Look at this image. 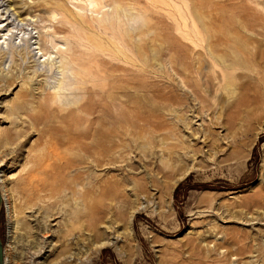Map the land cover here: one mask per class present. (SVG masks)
<instances>
[{
    "label": "rangeland",
    "instance_id": "rangeland-1",
    "mask_svg": "<svg viewBox=\"0 0 264 264\" xmlns=\"http://www.w3.org/2000/svg\"><path fill=\"white\" fill-rule=\"evenodd\" d=\"M92 1L3 0L0 7V20L12 17L3 20L12 34L0 45V76H15L10 86L0 81V142L9 138L0 143L4 257L12 264H264V0ZM45 29L57 46L48 58L36 48L32 57L28 32L33 40ZM22 73L32 77V95H22ZM48 91L67 96L64 127L111 120L103 107L111 108L112 163L95 166L90 139L65 147L53 137L60 119L53 112L42 119L36 106ZM36 115L41 120L31 124ZM43 126L50 130L39 138ZM65 152L77 161L61 173L47 170ZM37 168L44 184L48 175L55 180L30 197L24 178ZM77 171L83 176L73 179ZM76 217L79 226L66 233Z\"/></svg>",
    "mask_w": 264,
    "mask_h": 264
},
{
    "label": "bare ground",
    "instance_id": "bare-ground-1",
    "mask_svg": "<svg viewBox=\"0 0 264 264\" xmlns=\"http://www.w3.org/2000/svg\"><path fill=\"white\" fill-rule=\"evenodd\" d=\"M90 4H93L92 0H89ZM3 5V0H0V7ZM5 9V8H4ZM7 9V8H6ZM3 12V11H2ZM1 12V13H2ZM6 13L4 12V14L0 15L1 17H3ZM13 14V12H12ZM10 17V19H12L11 16H5V18L3 20H6ZM3 20H0V31H2V33L0 34V37L2 39H0V45L3 46V42H5V39L8 34V32L11 30V26L12 25H8V22L4 23ZM10 21V20H9ZM6 26V28H4ZM29 33H31L30 31L28 32L27 37H29L30 39L28 40L29 47L32 46L33 43L36 44L35 47L32 48L31 52V56L35 57L37 55V52H39L40 56H46V58H48L51 55V51L50 48H55L57 46V44L55 43V40L53 39V35L47 30H42L40 32V37L39 38H34L33 40H31V35H29ZM12 34V31H10L9 35ZM8 38V36H7ZM37 49L38 51L35 52L34 49ZM39 56V57H40ZM3 59V58H1ZM60 62L62 63V66L64 67V65H66V62H64L62 60V58L60 59ZM12 74V73H11ZM11 77H15L14 75H11ZM7 78L6 76H0V81H4V85L6 86H10L11 84H13L15 78ZM19 77V76H17ZM22 79V83L21 85H26V90H24V93L22 92L23 96H29L32 95V91H30V83L32 80V77L26 73H22L21 76ZM20 85V87H21ZM105 84H98L97 87L99 89H101ZM42 88V86H41ZM43 97V104H41V102L39 101L36 106L40 108V110H42V112L45 114L44 117H42V119L45 120L46 115H49L50 112L55 113L54 117L56 119H60L59 123L62 124L63 122L67 123V117L65 115H62L60 112L64 109L63 105L65 103V105L67 104L66 102H63V99H67V96L62 97V95L59 94V92L57 93L56 91L53 92H46L45 94L42 95ZM63 98V99H62ZM75 99H72L71 102L73 103H77L79 102V99H77V97H74ZM82 98V96H81ZM80 98V99H81ZM49 99H51V102H49ZM25 100V99H24ZM57 100L61 101V103H59ZM28 101V100H27ZM26 102H22L19 105H17V107L19 108H23L24 106H26ZM58 103V104H57ZM60 104V105H59ZM67 106V105H66ZM86 109V107H84ZM73 112L80 111L81 107L78 106L76 108L73 109ZM103 110L105 111V115L107 117H111V120H104L103 123L101 122V124H97L95 122V119L93 121L92 124H84L81 126H75V125H67L64 127V125L62 124L61 127H58L57 132L53 133V137L56 140H61L62 146L65 147H69V146H74L76 144H79L83 141V139H90V145L92 147V154H88V156L92 157V161L95 163V166H100L102 164H106V163H112V154H109V150L111 149V147L113 145H115V136L117 135V128H115L114 125V115L112 113V110L110 107L106 106L103 107ZM34 115V114H33ZM79 118L78 114L76 116V118L74 120H77ZM38 119V120H37ZM41 117H38V115H36L35 117H33L31 124L36 123L37 121H40ZM27 129V128H25ZM19 130L20 132H22L24 135L26 134H33L34 132L30 131V130ZM50 130L49 128H47L46 126H43L40 130V132L37 134L40 138V136L44 135V132ZM9 142V138L8 137H3V139L1 140V144H6ZM87 142V141H86ZM88 143V142H87ZM51 151L54 152L55 148H51ZM95 153H100L97 157L95 156ZM66 157L64 159V161H62L60 164L56 165L55 163H50L51 166L50 168H48L47 170L50 169H54L53 172H57V173H61L63 171L64 168H66L67 166H69L70 164L73 163L74 160L77 161V157H72V156H68L67 153L65 152ZM55 155H57V153H55ZM40 157H38L36 159V162H38L37 164H39L40 162ZM82 161V160H80ZM93 166V165H92ZM52 171V170H50ZM47 172V171H46ZM39 173V168L35 169L34 171H32L31 173H28L27 175H25L26 177L25 179V190H29L30 193V197L31 195H35L41 191H45V190H51L53 187V183L52 181L55 180V174H51L48 175V180H50L47 185L44 184V182L37 178ZM83 176V173L81 171H77L74 173V175L72 176V178L74 179H78L81 178ZM93 182H91L92 184H88V187L86 189V191L84 193L90 192L92 187L95 185V177H93ZM0 188H1V193H2V197L4 200H6V194L3 190L2 187V180L0 178ZM101 191L104 192H108L107 191V185H101L100 186ZM93 190V189H92ZM75 191L73 190V193ZM46 206V205H45ZM49 208H52V204L49 203L47 205ZM46 206V207H47ZM78 213L77 210L72 211V214L76 215ZM9 215V213H7ZM80 222H79V218L76 217L74 219V222L70 223L68 228V231L66 233H69V231H71L74 228H77L79 226ZM91 227V226H90ZM91 229V228H90ZM67 235V234H66ZM78 236V235H77ZM83 241V240H82ZM78 240H74L75 244H78ZM71 243H69L68 245H66L65 247H63L61 249V254L63 252H68L71 248ZM5 264H12L10 263L9 259L7 257H5Z\"/></svg>",
    "mask_w": 264,
    "mask_h": 264
},
{
    "label": "water",
    "instance_id": "water-1",
    "mask_svg": "<svg viewBox=\"0 0 264 264\" xmlns=\"http://www.w3.org/2000/svg\"><path fill=\"white\" fill-rule=\"evenodd\" d=\"M2 195L0 192V209H1V205H2ZM0 264H5V257H4V249H3V244L0 238Z\"/></svg>",
    "mask_w": 264,
    "mask_h": 264
}]
</instances>
